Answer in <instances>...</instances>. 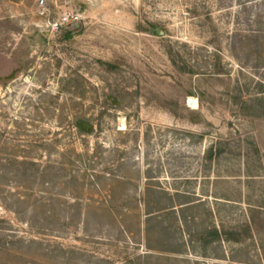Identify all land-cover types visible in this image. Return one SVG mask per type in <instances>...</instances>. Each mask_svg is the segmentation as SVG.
Returning <instances> with one entry per match:
<instances>
[{
	"label": "rangeland",
	"instance_id": "1",
	"mask_svg": "<svg viewBox=\"0 0 264 264\" xmlns=\"http://www.w3.org/2000/svg\"><path fill=\"white\" fill-rule=\"evenodd\" d=\"M263 11L0 0V264H264V210L242 214L264 207V119L236 104L262 70L232 53ZM163 192L188 196L186 226ZM204 225L229 235L205 247Z\"/></svg>",
	"mask_w": 264,
	"mask_h": 264
},
{
	"label": "trees",
	"instance_id": "2",
	"mask_svg": "<svg viewBox=\"0 0 264 264\" xmlns=\"http://www.w3.org/2000/svg\"><path fill=\"white\" fill-rule=\"evenodd\" d=\"M252 30H249L246 33H236L234 36L233 42V54L235 59L246 66L248 64H252L253 68L257 70H262V74L260 77L263 80L258 81L255 83V88L252 94H249L247 97L242 95V92L239 91L240 96L236 98V104L238 106V110L240 114L245 118L250 119H264V11L257 14L254 18L252 24ZM184 48H187V45H183ZM189 48V47H188ZM239 51V52H238ZM238 52V53H236ZM179 53H175L172 48L169 49L168 55L170 58L171 63L181 72H187V66L185 62H182V58L179 57ZM104 64V63H101ZM105 65V64H104ZM110 66L111 65H107ZM114 68V67H112ZM193 71H189L192 73ZM218 75L226 74L222 70ZM251 89H247L249 92ZM76 127L79 130L80 135H92L94 133V125L90 123L89 120L80 119L77 122ZM220 152V151H219ZM221 153V152H220ZM163 197L161 199L166 198L169 201V204L166 208L161 209L162 211H167L169 215H173L176 221L183 226L188 224V210L189 205L192 203L190 202L188 196L184 193L177 192L174 195H170L169 192H163L161 194ZM247 199V200H246ZM244 201V199H243ZM159 202V201H158ZM245 204L248 206L247 210L242 212L244 218H246V227L248 231L252 229V226L255 224V215L260 214L262 210H264L263 206H253L251 204V198L247 196L245 198ZM241 203V202H239ZM180 207V209H176ZM147 215L149 222H154L158 218L155 217V210L152 207H148ZM160 210V212H162ZM211 219L213 220V212H210ZM192 220H195L192 217ZM168 231V229L166 230ZM222 235L228 237L229 234L226 232H220L219 228L213 225L212 227L208 225H204L202 228V237H206L204 246L210 247L214 244L215 240L220 241ZM236 235L238 239H235V242H240V238L242 237L240 234H231ZM228 242L230 241L227 240ZM172 252V251H168Z\"/></svg>",
	"mask_w": 264,
	"mask_h": 264
}]
</instances>
